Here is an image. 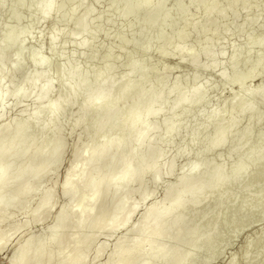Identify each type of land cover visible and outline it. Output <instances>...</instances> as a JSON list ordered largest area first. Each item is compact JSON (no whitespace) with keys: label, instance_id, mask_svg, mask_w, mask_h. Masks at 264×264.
I'll return each mask as SVG.
<instances>
[{"label":"bare ground","instance_id":"6f19581e","mask_svg":"<svg viewBox=\"0 0 264 264\" xmlns=\"http://www.w3.org/2000/svg\"><path fill=\"white\" fill-rule=\"evenodd\" d=\"M103 1L0 0V9L6 11L0 17V253L10 251L6 264H192L206 252L204 264H209L220 253L213 249L215 226L234 200L224 203L206 223L211 233H201L195 222L206 211L194 209L211 201L217 205L231 183L264 174V140L255 150L249 141L254 128L264 126L259 112L264 106V84L243 87L245 79L264 73V41L257 37L264 14L253 12L255 16L247 20L259 0L243 6L238 0H224L219 9V0H210L207 6L198 0L186 4L178 0L172 12L159 10L167 0H113L101 8ZM144 7L149 14L126 28L117 52L100 53L103 43L97 42V35L115 20L126 27ZM20 9L29 20L25 29L20 27L24 19L17 14ZM188 13L190 18L182 20ZM241 13L248 14L241 20ZM102 16L107 17L104 23ZM218 18L225 21L214 22ZM226 21L236 22L232 28L238 35L246 22L254 27L239 36L238 44L227 47L221 42L224 47L216 51L222 41L217 30ZM38 23L50 26L34 37ZM57 23L74 30L56 29ZM176 23L180 28L173 41H152ZM197 28L194 36L199 45L185 46L186 35ZM230 32L224 34L226 38ZM44 38L48 57L39 56ZM69 42L71 48L65 52ZM233 47L237 54L225 59ZM29 49L33 55L24 57ZM255 49L261 52L253 67L237 74L240 99L228 109L214 107L181 124L180 118L200 110L213 89L210 81H198L199 73L215 72L228 84L244 54L249 56ZM154 51L190 64L189 77L176 76L159 85L158 80L170 71L154 68L146 57ZM53 56L60 62L56 73L49 70ZM80 56L83 62L73 64ZM118 63L122 72L117 73ZM22 71L26 73L19 78ZM151 73L155 81L144 85ZM243 115L248 120L230 146L228 160L205 159L207 153L229 146L227 138L236 132ZM219 121L231 125L218 126L209 137L192 136L194 130L215 127ZM72 135L67 145L66 137ZM198 143L203 146L191 154ZM242 147H246L244 155L238 154ZM68 150L71 161L58 181L55 176ZM189 153L191 158L177 166ZM239 162L243 165L235 168ZM160 188L162 197L155 199ZM246 195L242 191L243 198ZM228 196L236 197L235 192ZM262 199L264 195L256 196L251 206ZM244 209L240 200L238 211ZM33 228L38 231L31 232ZM263 234L264 230L255 239ZM249 245L238 260L234 256L226 263L245 261ZM263 261L264 249L255 264Z\"/></svg>","mask_w":264,"mask_h":264},{"label":"rangeland","instance_id":"374dc122","mask_svg":"<svg viewBox=\"0 0 264 264\" xmlns=\"http://www.w3.org/2000/svg\"><path fill=\"white\" fill-rule=\"evenodd\" d=\"M112 1L113 0H104L100 4V7L101 8L107 7ZM188 1L189 0H182V2L184 4H186ZM198 2L200 4H202L203 6H207L210 4V0H198ZM254 2H257V1L256 0H238V6H243L245 4L253 5V4H255ZM177 3H178V0H167L165 2L163 1L159 5V10L172 12V10L175 8ZM223 4H224V0H219V2L216 5L217 9L222 7ZM257 5H259V7L256 6L255 10L252 11V14L250 12H249L250 14L247 13L248 15L241 13L242 15H240L239 18H241V17L246 18L245 15H247V20H249L251 17L255 16L254 15L255 13L256 14L258 13V15H260V13H259L260 11L262 12L261 14H264V0H259ZM253 12H255V13H253ZM17 14L22 15L24 18L20 24V27L22 29L27 28L29 25V20H28L26 14L23 12L22 9L18 10ZM148 14H149L148 7L142 8L139 12H137L131 18V20L128 22L126 27L123 26L119 20H115L110 28H108L106 31L98 34L96 37L97 42L102 41L101 43H103V46L100 50L101 51L100 53H102V51H104L106 49H112L116 53L119 44L124 39L126 28L134 26L136 23H138L140 20H142ZM239 14L240 13H238V15ZM2 15H6V11L4 9H0V17ZM172 15L174 18L179 17L177 13H172ZM188 15L190 16V13L186 14L181 19L182 20L189 19L190 17ZM226 15H228V13ZM225 17L228 18V16L224 15L223 19H226ZM220 19L223 22L225 21L222 18H218V19H214V22L221 24ZM241 20H242V18H241ZM241 20L239 19L237 21V23ZM106 21H107V17L102 16L101 22L104 23ZM226 22H228V21H226ZM234 24H236V22H234V23L228 22V24H226L225 27L217 30L216 37L221 36V37H217V39H218V41H220L219 38H221L222 41H220V43L217 41V43H219V44L215 46L216 51L221 50V48L224 47L225 44L227 45V47H230V45L234 46L233 45L234 42L238 44L239 36H245L254 27L252 24L246 22L244 30L241 32V35H238L234 32V29L232 28V27H235ZM9 25L13 27L14 22L11 21ZM49 26H50V24H49ZM49 26L47 23L36 24L34 26L33 31H32L33 36L36 37L37 33H39L40 30L41 31H44V30L48 31L47 28H49ZM54 27L56 29H63V30H67V31H73L74 30V28L71 25L64 24V23H57L54 25ZM179 28H180V23H176L170 27V30L168 31L167 34H165L164 36H154V37H152V41H158V42H162V43L173 41L176 34L179 31ZM198 29L199 28H197L194 31L189 32L186 35L185 40H184L185 46L194 47V46L199 45V41L194 36L195 32ZM228 29L233 32L231 36H229V34H228V33H231ZM227 31H228V33H227L228 36L226 38L225 37L226 35H224V34ZM237 35H238V38H237ZM257 37L260 40L264 41V19L262 20V22L260 24V29L257 33ZM224 38L226 39V41L230 40L229 41L230 43L226 42ZM45 42H46V39L44 38V47L42 48L41 52L39 53L40 57H48L49 56L48 49L46 48ZM221 42H222V44L223 43H225V44L221 46ZM231 42H233V43L231 44ZM65 45H66L65 46V52H67L71 48V43L69 42L68 44H65ZM215 49H214V51H215ZM129 50H132V48H129ZM237 52H238V48H234V47H233V49L230 48V50H228V52L226 54L225 59L231 58L232 56L236 55ZM260 52H261L260 49H255L249 56H248V54H244L245 57L242 59V62L239 63L238 66L236 67V72L233 74V77H231V82L228 84H225L223 82V80L221 78H219L218 74L215 72L201 71L198 75V81L200 83H205L207 81H210L213 85V89H212V91L207 92V94H206L207 99H206L204 105L201 107V109L196 111V112H193L191 114L182 116L180 118V123L181 124H188L191 121L196 120L200 114L206 113L214 107H218L221 109H228V108L232 107L240 99V96H241V92L238 91V89L236 87V83H235L237 80V74L247 73L254 65L255 56L257 54H259ZM32 55H33V52L31 49H29L23 53L24 57H30ZM146 57L150 62L153 63L155 69L163 66L170 71L167 75H165L163 78H160L158 80L159 85L170 83V81L173 80V78L175 79L176 76H179L181 79L183 78L185 80L186 77H189V75L191 74V70L193 69L190 64L188 65V63L187 64L177 63L178 62L177 58H174L171 55L168 57L162 58L159 56V54H157L156 51L149 53ZM82 62H83V57L80 56L77 59H75L72 63L73 64H79ZM59 63L60 62H59V59L57 57H55V56L51 57V63L49 66L50 72L56 73L58 71ZM116 65H117V69H116L117 73L122 72L120 64L118 63ZM119 66H120V69H118ZM116 70H114V71H116ZM114 71H113V73H114ZM25 73H26V71H22L19 74V78H21ZM155 77H156L155 74L151 73L147 77V79L145 80L146 83H144V85H148L149 83L155 81V79H156ZM259 84H264V73L262 74V76L260 74H255V75H253L252 78H248V79H245L243 81V87H253V86H256ZM59 94L62 97V96H64L65 92L60 91ZM231 95L234 97H230ZM112 96H114V94H112ZM24 105H26V104H24ZM123 111H124V113H128L127 110H123ZM259 112L264 117V106L259 109ZM13 113H11V114L13 115ZM89 117H90V115L87 114L86 118H89ZM65 120H67V117H65ZM247 120H248V118L245 115H243L239 118L238 128H237L236 132L227 138V141L230 143L228 147L222 148L218 152L207 153L204 156V158L205 159H215V160H220V161H227L228 160L227 159L228 150H229L230 146L240 138L242 127L247 122ZM230 123L231 122L219 121L218 125L215 127H208L207 129L194 130L192 136H201L203 134H205L207 137L212 136V135H214L218 126L231 125ZM257 130H261V133L257 134ZM73 137H74V135L66 137L65 143L67 145H70L72 140H73ZM251 139H252V142H251L252 149L255 150L260 146L261 142H263V140H264V126L261 129L258 127H255L253 130V134H252L251 138H249V141ZM187 140H188V138L183 139V141H187ZM173 143L176 146L178 143V139L173 140ZM175 146H173V144H172L171 147H173V148L171 150H173L175 148ZM202 146H203V143H198V144L194 145L192 147L191 154L194 151L200 150ZM245 153H246V147H242L238 151V154H240V155H244ZM191 154L189 153L188 155L180 158L179 161L177 162L178 163L177 166L179 165V167H180L181 164L184 165V163H186L191 158ZM170 155H171V153H170ZM232 159H234V157ZM70 161H71V155H70V151L68 150L64 154L61 165L58 168V171H57L56 176H55L58 181H61L64 178L65 167L70 163ZM242 165H243V163L239 162V163H236L234 166H235V168H240ZM259 166H260V163L258 164L257 167H259ZM176 175H177V173H176ZM173 178H174V176H172L171 179L173 180ZM171 179L169 178L168 182H171ZM160 189L157 190L156 195H155V199H159L162 197L163 190L161 189V191H160ZM226 190H227V194L224 195V198L221 201V203L216 205L213 201H211L210 203H206V204L199 206L198 208L194 209V212L206 211L207 215L204 216L202 219L195 221V222L197 224H199L201 233H203V234L211 233L212 232L211 227L210 226L206 227V223H208V221L214 215H216L220 212L221 207L224 205V203H229L232 199L234 200L231 203L232 204L231 207L223 213V215L221 216V218L218 221L217 226H215L216 234H215V241L213 243V249L218 248L220 253H219L218 257L214 258L209 264H225L227 261H230V258H232V257L234 258V256H235V259L239 258L240 255L243 254L242 251H244V248L247 244L248 245L250 244V245H249L248 253L246 255V260L245 261L239 260V261H237L238 262L237 264H255L258 262V257H259L260 251L264 249V234L262 237L255 239V237L260 235V232L262 233L264 230V199L259 201L254 207H252L251 205L254 202V199L256 196H259L261 194L264 195V174L258 173L252 179H242V180L235 181V182L231 183L226 188ZM244 190L247 191V195L243 198L242 191H244ZM233 192H235L236 197L235 198H233V197L229 198L228 195L233 193ZM240 200H243L244 205L246 206V209L239 212L238 211V202ZM150 201L148 200V203ZM58 202L61 203L62 200L59 199ZM148 203L146 202L145 206ZM137 216H135V217H137ZM235 218L237 219V221H236V223L233 224L232 220ZM36 231H38V228H33L31 230V232H36ZM100 238L102 240L103 237H100ZM9 254H10L9 250L3 251L2 253H0V264H6L5 260L7 259ZM206 259H207V253L206 252L201 253L197 257V259H195L193 261L192 264H204ZM236 260H238V259H236ZM261 264H264V261Z\"/></svg>","mask_w":264,"mask_h":264}]
</instances>
